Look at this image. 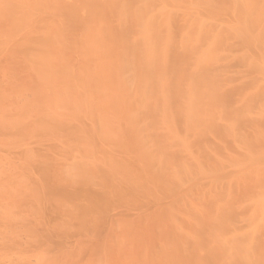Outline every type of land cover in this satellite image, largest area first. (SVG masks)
Masks as SVG:
<instances>
[{"label": "bare ground", "instance_id": "1", "mask_svg": "<svg viewBox=\"0 0 264 264\" xmlns=\"http://www.w3.org/2000/svg\"><path fill=\"white\" fill-rule=\"evenodd\" d=\"M0 264H264V0H0Z\"/></svg>", "mask_w": 264, "mask_h": 264}]
</instances>
